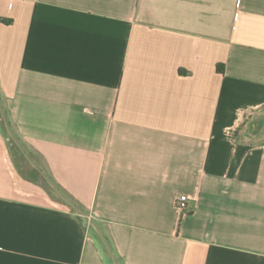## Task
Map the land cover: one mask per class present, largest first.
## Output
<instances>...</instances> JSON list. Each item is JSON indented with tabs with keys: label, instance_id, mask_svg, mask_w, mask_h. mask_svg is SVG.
<instances>
[{
	"label": "crops",
	"instance_id": "1",
	"mask_svg": "<svg viewBox=\"0 0 264 264\" xmlns=\"http://www.w3.org/2000/svg\"><path fill=\"white\" fill-rule=\"evenodd\" d=\"M0 97V264H264V0H0Z\"/></svg>",
	"mask_w": 264,
	"mask_h": 264
},
{
	"label": "rangeland",
	"instance_id": "2",
	"mask_svg": "<svg viewBox=\"0 0 264 264\" xmlns=\"http://www.w3.org/2000/svg\"><path fill=\"white\" fill-rule=\"evenodd\" d=\"M250 115L251 116L249 121L251 123L243 124L241 126L242 128L240 130L241 131L240 135L247 140L248 145L252 146L255 143L263 142L262 135L264 133V118L263 116H261L260 113H252ZM0 128L8 139V148L10 149L11 153L13 155H16V158L23 163V164L22 163L19 164L20 167L22 168L21 170H24L21 171V173L26 174V171H28L30 168L33 169L34 166L37 169V171H40L42 174L47 175L39 158L23 142V140L20 138L19 134L17 133V130L15 129L13 123L11 122V118L9 117L7 110V103L1 97H0ZM17 167L19 168L18 164ZM45 185H49L48 182L45 183Z\"/></svg>",
	"mask_w": 264,
	"mask_h": 264
},
{
	"label": "built area",
	"instance_id": "3",
	"mask_svg": "<svg viewBox=\"0 0 264 264\" xmlns=\"http://www.w3.org/2000/svg\"><path fill=\"white\" fill-rule=\"evenodd\" d=\"M188 200H189V198L186 195L178 196L177 201H176V205H177V209L181 213H183L186 210Z\"/></svg>",
	"mask_w": 264,
	"mask_h": 264
}]
</instances>
